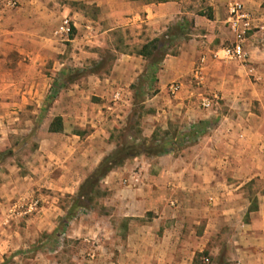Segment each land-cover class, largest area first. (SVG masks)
<instances>
[{
	"label": "crops",
	"instance_id": "crops-1",
	"mask_svg": "<svg viewBox=\"0 0 264 264\" xmlns=\"http://www.w3.org/2000/svg\"><path fill=\"white\" fill-rule=\"evenodd\" d=\"M22 1L26 6L33 2ZM63 1L65 4L60 16L65 18L69 15L73 29H81L85 37L93 34L95 45L100 40L112 47V52L116 53L115 68L110 76L87 71L67 82L74 85L82 80L88 81L86 86L79 84V90L72 92L75 95L72 99L78 102L72 112L67 107L64 91L51 105H47L52 97V85L49 82L43 88L40 86L42 75L36 71L39 64H34L36 69L34 79L29 83L30 90L20 93L19 97L37 103L35 113L44 115L56 108L60 109L57 117L63 118L58 132L50 130L53 119L40 126L37 156L43 158L45 155L39 151L50 147L53 141L67 149L69 161L78 165L76 169L70 168L71 175L68 176L71 180L77 179L68 192L73 195L102 159L117 147L115 143L113 151H101L97 163L88 166L92 162L91 142L103 132L109 109L122 112L129 103L130 119L134 116V101L138 93L149 101V89L152 87L154 91L151 92H155L152 99L166 98L169 105L156 111L143 107L139 112H142L141 119L146 115L151 123L143 127L135 122L131 127L126 122L124 131L138 133L136 141L145 145L153 146L168 140L174 142L164 153L143 152L126 159L101 179L112 197L121 199L123 193L130 195L131 199L126 202L115 200L110 204V211H117L125 219L97 214L90 218V211L85 210L78 218L70 220L66 238L84 243L83 248L80 247L73 255L74 264H191L196 253H200L209 241L208 229L229 222L236 228H242L231 242L229 254L232 264H264V185L255 193V203L247 197L249 183L255 180L264 183V44L257 40L264 36V31L249 34L246 63L220 61L214 57L222 40L231 38L228 27L226 30L223 25L225 2H239L257 11L264 7V0H209L211 17L207 21L211 25L209 34L203 36L207 40L196 42L197 46L192 51L183 45L179 55L163 57L150 80L147 69L152 65V59L140 52L152 40L160 41L159 36L167 29L165 25L181 21L177 0L157 3L144 0ZM80 4L95 7L98 10L96 17H84L74 8ZM80 17L85 19L86 25L81 24ZM24 18L29 19L30 16ZM23 20L21 12L14 11L2 17V30L19 34L22 32L19 23ZM36 24L41 25L39 22ZM36 24L30 31L34 34L38 33ZM217 39H220V45ZM87 43H92L91 39ZM106 49L97 51L105 54ZM202 59L203 73L199 83L220 100L218 106L213 105L208 110L199 108L193 99L194 92L183 90L187 86L180 85L176 92L172 91L173 95L164 93L170 78L190 73ZM48 79L45 78L46 81ZM136 83L142 84L141 90L135 87ZM242 83L245 89L239 87ZM84 95L96 96L99 100L89 99L85 108H81L80 99ZM110 100L115 103L111 104ZM70 112L74 118L81 113L89 114V118H85L90 123L87 133L75 132L76 129L81 130L74 126L72 130L68 129L66 125L69 123H78L73 118L67 122L65 117H70ZM116 116L121 119L120 114ZM200 122L208 124L201 135L193 141L178 140V136L188 133ZM91 127L95 129L91 130ZM129 133L126 136L129 137ZM110 136L112 138L113 135ZM110 143L114 141L110 140ZM117 181L122 185L116 187ZM66 187L62 190L70 189L69 184ZM149 212L154 216L143 220L141 217ZM202 219L206 229L199 234L197 227ZM58 259L50 257L53 264H73L59 263Z\"/></svg>",
	"mask_w": 264,
	"mask_h": 264
},
{
	"label": "rangeland",
	"instance_id": "rangeland-1",
	"mask_svg": "<svg viewBox=\"0 0 264 264\" xmlns=\"http://www.w3.org/2000/svg\"><path fill=\"white\" fill-rule=\"evenodd\" d=\"M32 1L26 6L21 0H0V264H53L50 260L52 256L59 258V263L74 264L76 260L73 255L80 247L83 248L84 243L80 244L78 240L66 238L68 222L78 218L79 214L85 210L90 211V218L97 214L99 216H111V219L124 220L125 218L118 215L117 211L115 213L110 211L112 206L110 204H113L115 200L126 202L131 198L130 195L126 196L124 193L120 195L121 199L112 197L107 187L100 181L91 195L90 202L88 204L85 202L87 207L75 211L73 217L68 220L66 225H63L62 222L78 193V190L73 195L68 193L75 186L73 183L77 181V179L71 180L68 176L71 175L70 168L73 166L76 169L78 165L69 161L67 149L61 147L56 141H53L50 147L46 146L39 151L45 155L43 158L37 156L38 141L41 135L39 128L41 125L45 126L46 122L54 120L59 115L60 109L48 110L44 115L35 113L37 103L35 104L28 98L22 99L19 94L30 90L31 84L29 83L34 79L36 69L34 64H39V70L36 69V71L42 75L40 86L43 88L49 82L52 85L53 93L47 105H51L64 91L63 95L67 98V107L69 111L73 112L78 102L76 103L72 99V96H75L72 95V92L79 90L77 88L79 84L86 86L88 81L82 80L79 84L74 85H69L67 82L76 79L87 71H95L103 74L102 76H110L115 68L116 53L112 52V47L100 40H98V45H95L93 34L85 37V34L80 32L81 29H73L68 38L54 34L57 25L64 18L60 16V12H62L65 1ZM144 1L157 3L160 0ZM13 2L15 5L11 6ZM177 2L181 10L178 15L181 21L165 25L167 29L162 31L163 33L159 36V45L163 46L162 51H156L152 46L149 50L151 54L148 59L151 58L152 62L155 60L159 62L163 57L179 55L181 53L179 49L183 45L186 46V50L192 51L197 46L196 42L207 40V37L203 36L209 34L208 30L211 25L207 21L211 16L210 1L177 0ZM227 2L224 5L225 11ZM74 8L87 19H94L98 13V10L90 5L80 4ZM17 10L25 19L19 23L22 32H24L16 35L4 33L1 27L2 17ZM26 15L30 18H24ZM31 17L33 18L31 19ZM69 17V15L65 16L68 19ZM80 20L83 21L81 22L83 26L86 25L84 18L80 17ZM224 21L223 25L226 29V17ZM37 22L42 26L36 24ZM35 24L38 30L37 34L30 32L33 31ZM13 29L10 28V30ZM89 39L92 43H87ZM217 40L220 45V39ZM257 40L258 43L264 44V36L258 37ZM228 43L229 41L225 37L220 48ZM100 48H107V52L104 54L97 51ZM100 58L102 61H99ZM193 71L192 69L183 77L170 78L164 93L166 95L174 94L170 90L173 83L187 86V88L183 87V90L194 92L193 99H196L199 108L203 109L201 106L202 99L211 97L214 93L204 89L203 84L193 80ZM45 78L49 79L46 81ZM141 85L136 83L135 87L138 86V89L141 90ZM63 87L66 88L63 89ZM239 87L245 89V84L242 83ZM149 90L154 91L153 87ZM151 91L149 101L145 96L138 93L134 101V116L130 119H128L131 116L128 114L131 108L129 103L127 109L122 112L109 109L103 132L96 137L94 142H91L93 143V153L90 157L92 162L88 166L95 165L102 152L108 149L113 151L115 143L118 146L125 143L126 140L139 138L138 133L131 131V135L128 131L125 132L124 128L126 122L131 127L134 126L135 122L143 127H147L151 123L146 115L141 119L142 112L139 114L140 109L145 106L146 110L155 109V111L157 108H167L168 100L166 98L152 99L151 95L155 92L152 93ZM89 99L92 101L99 100L96 96L87 97L84 95L80 99L81 108H85V103ZM143 101H145L144 105L142 104ZM110 103L115 102L110 100ZM218 103H220L219 99L214 102V107L218 106ZM117 113L120 114L121 119L116 116ZM71 116L65 117L67 122L73 118L78 120V123L76 125L67 123L68 129L72 130L71 128L74 126L81 130L77 131L76 129L75 132L82 135L87 133L90 123H87L85 118H89V114L81 113L75 118ZM61 119L63 120V118ZM116 120L118 121L115 122ZM85 124L86 126H84ZM91 128V130L95 129V127ZM126 133H129V137L132 138L126 136ZM110 134L113 135L112 138L111 136L109 138ZM194 139H189V141ZM110 140L114 143L111 144ZM67 184H69L70 189L63 191L62 188H67ZM121 185L117 181L116 187ZM263 185L264 183L259 180L247 185L249 191L247 197L252 202L257 201L255 193ZM93 208L95 211H92ZM153 216L152 212H149L141 218L144 220ZM225 223L227 222L225 221ZM205 225L202 219L197 227L199 234L204 232ZM239 230L242 228L234 227L232 222L224 226L219 225L211 230L208 229L209 241L200 253H196L194 262L192 261L191 264H232L233 261L230 260L229 254L230 249H232L231 242ZM53 251L56 253L53 254Z\"/></svg>",
	"mask_w": 264,
	"mask_h": 264
},
{
	"label": "trees",
	"instance_id": "trees-1",
	"mask_svg": "<svg viewBox=\"0 0 264 264\" xmlns=\"http://www.w3.org/2000/svg\"><path fill=\"white\" fill-rule=\"evenodd\" d=\"M167 1L170 0H160V2H167ZM210 17L211 16H209V18ZM159 42L160 41L158 39H155L149 42L148 44H146L145 46H143L140 52L141 55L149 56L151 54V52L149 51L151 46L156 51H162L163 46L159 45L160 44ZM158 63L159 62L157 60L153 61L152 65L147 69V75L149 80L154 77L156 71V65ZM61 126H62L61 118L56 117L54 118V120L50 125V130L51 132H58L61 130ZM207 127L208 124L206 122H200L198 126L191 129L188 133L178 136V140L181 141L183 139L185 140L193 139L201 135ZM173 145L174 142L172 140H168L167 142H163L161 144H157L153 146L145 145L144 142L143 143L137 142L136 140H130V141L126 140L125 143L119 144L117 148L113 151V153L102 159V161L97 165V167L88 175V177L79 186L78 193L73 201L71 208L67 212V215L65 216L62 224L66 225L68 220H70L73 217V213L75 211L83 210L87 207L88 202H90L91 195L98 187V184L100 183L101 179L104 178L115 167L121 166L126 159H129L130 157H134L143 152L150 154L164 153L170 146ZM85 202H87V204H85Z\"/></svg>",
	"mask_w": 264,
	"mask_h": 264
},
{
	"label": "built area",
	"instance_id": "built-area-1",
	"mask_svg": "<svg viewBox=\"0 0 264 264\" xmlns=\"http://www.w3.org/2000/svg\"><path fill=\"white\" fill-rule=\"evenodd\" d=\"M15 3H11L14 6ZM226 25L228 27L231 38L226 46L218 49L214 57L220 61L237 62L244 64L247 62L248 53L246 44L249 34L264 31V7H260L257 11L247 8L245 5L235 1H229L226 4ZM72 23L68 18H63L57 25L54 34L59 37L68 38L72 34ZM203 59L193 71V80L199 83L203 73ZM180 85L173 83L170 86L171 91L176 92ZM217 96L213 94L211 97H205L201 101L203 109L212 108Z\"/></svg>",
	"mask_w": 264,
	"mask_h": 264
}]
</instances>
